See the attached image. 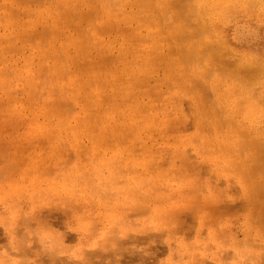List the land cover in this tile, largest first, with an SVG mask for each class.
Listing matches in <instances>:
<instances>
[{
  "label": "rangeland",
  "instance_id": "rangeland-1",
  "mask_svg": "<svg viewBox=\"0 0 264 264\" xmlns=\"http://www.w3.org/2000/svg\"><path fill=\"white\" fill-rule=\"evenodd\" d=\"M153 1L150 0L151 5L146 0H128L127 3L119 0H0V187L18 180L22 173L52 176L59 170L52 165L49 156L56 149L54 137L62 141L79 137L80 145L75 149L82 156L90 149V137L106 138L101 143L103 146L112 145V142L117 144L123 134L135 137L132 132L134 126L148 120L150 128L145 132L140 130L135 143L138 146L131 142L129 145L139 151L146 146L149 154L158 146H167L164 151L170 155L173 148L166 143L177 140L180 132L193 138L204 133L208 145L214 143L212 135L217 132L216 137L220 136L219 140H224L225 143H222L230 147L229 151L220 147L228 157L223 156L230 159L231 165L224 168L228 178L218 177L214 170L216 161L194 150L189 151L191 167L199 169L202 174L197 176L199 189L182 198L183 205L188 203L189 207H197L198 212L186 208L181 214L188 222L186 227L191 226V237L188 238L202 239L211 229L223 227L222 234L228 231V234L231 233L228 236L233 239L230 252H240V264H264V76H260L264 75V23L256 20V14L238 6L236 12L230 14L232 17L214 23L213 38L209 42L212 58L203 60L199 66L189 53L176 49L174 40L168 36L169 16L164 13L159 15ZM170 21L173 24V20ZM215 50L219 54L214 55ZM223 62L226 63L225 72ZM242 66L248 74L244 73ZM195 69L205 71L204 85L208 84V93H203L207 91H202L201 86L199 88L187 82L190 72ZM254 72L255 78L251 77ZM251 80L255 84L252 85ZM231 91L242 92L239 103L232 102L229 95L227 97L226 94ZM66 103L67 106H63ZM250 104L255 109L245 116ZM229 105L235 106L237 115L231 112ZM168 115L171 117L169 121ZM236 116L237 120L243 116L249 119L253 128L242 132L233 129L231 133L232 128L225 119L230 121ZM193 118L197 119L194 121ZM185 121L186 125H182ZM159 122L164 129L169 128L165 129L169 132L168 137L161 133ZM192 123L194 125L190 126ZM243 132L248 134V137L245 135L249 138L247 142ZM241 140L245 142L242 148ZM255 140H262V143L259 141L261 150L256 151L258 142L256 149ZM247 143L250 148H247ZM231 149L234 150L232 154ZM56 151L58 156L60 150ZM111 153L108 151V156ZM255 154L261 156L256 160ZM204 155L210 156L207 150ZM34 162L37 167L24 171ZM172 163L177 172L183 170L178 159L172 160ZM66 164L71 165L70 158ZM159 167L167 175L174 170L172 167L167 170L168 167L160 164ZM69 169L71 171V166ZM191 178L186 174V179ZM207 183L222 193L208 189ZM159 191L166 194L162 189ZM161 201L166 203V197ZM142 204L146 211L138 218L149 221L153 203L146 200ZM82 206H77L79 211L83 210ZM63 210L66 208L58 211L62 213ZM202 216L206 223L200 227ZM214 218L218 221L215 222ZM33 224L32 219L26 220V226L32 227ZM32 228L40 231L37 223ZM198 230H202L199 231L200 236ZM162 231L159 236L166 237V230ZM148 232L153 233L150 236H157L152 230ZM181 234L175 236L177 241L183 237ZM29 236L31 241L26 243L30 247L35 242L40 246V252L36 251L33 255L36 257L30 256L29 259L42 260L43 256L48 259L51 253L44 248L47 245L42 246L37 238L44 235L30 233ZM129 236L145 239L147 235L145 232H130ZM14 241H18L17 237ZM14 244L17 245V242ZM141 244L146 245L145 242ZM161 245L158 248L163 252L165 248ZM69 247V252H59L62 261L67 255H72L73 246ZM242 252L251 256H244ZM161 255L164 259L165 256ZM227 262L232 263V259ZM158 264H164L163 260Z\"/></svg>",
  "mask_w": 264,
  "mask_h": 264
},
{
  "label": "bare ground",
  "instance_id": "bare-ground-1",
  "mask_svg": "<svg viewBox=\"0 0 264 264\" xmlns=\"http://www.w3.org/2000/svg\"><path fill=\"white\" fill-rule=\"evenodd\" d=\"M113 1L117 2V0ZM119 1L126 2L128 0ZM146 2L149 3L150 0H146ZM153 2H155L154 6L159 11V15L166 14L169 16L168 23L170 28H168V36L174 40L176 49L179 48L184 50V53H189L198 65L203 64V60L212 58V53L210 52V48L212 47L209 42L213 38L212 29L214 23L219 21V19L232 17L230 14H233V11L236 12L235 9L238 6H241L249 13L256 14V20L264 23V0H154ZM170 20H173L174 25ZM167 38L166 40L168 41ZM213 46L215 47L217 45ZM216 50L213 52L214 55L217 52L219 54V51ZM215 58L217 56L213 59ZM222 64H224L222 67L224 68L226 63L223 62ZM242 67L244 70V66ZM254 68H252V72ZM225 71L226 69L224 68L223 72ZM245 71L246 69L244 70L246 74L247 71ZM249 73L251 74V71ZM255 73L251 77H254ZM257 76L256 80L258 81ZM204 77H206L205 71L195 69L190 72V77H187L189 79L187 82L189 84H195V86L198 85L199 88L201 86L200 89L202 91H207L203 93H208L209 88L208 84L207 86L204 85ZM254 80H251L254 83L250 81L252 85L255 84L256 80ZM243 81L246 82V80ZM241 93L239 91L228 92L226 95L228 98L230 96L232 102H236L240 98L239 94ZM220 95L222 96V94ZM203 97L206 98L205 94ZM252 99L254 98L252 97ZM236 103H239V101ZM63 106H67V103ZM234 107L229 105L228 108H230L233 114L235 113L234 115H237V110ZM254 109L255 107L250 104L245 110V116L248 112L251 113L254 111ZM192 114L195 115L194 110ZM168 118V121L171 120L170 116ZM197 118H193L194 121ZM225 121H228L231 126V133L233 129L248 131L253 128L250 127L249 119L244 116L243 118L240 117L239 120H237L236 116L234 119H230V121L227 119ZM171 122L170 124H173ZM159 123L161 133H163V136L168 137L169 132L165 130L166 128L167 130L169 129L166 127L167 124L164 129V125L161 122ZM182 125H186V121ZM191 125L194 124L192 123ZM149 128L150 124L146 120L143 124H138L132 129L135 137L132 136V138H129L123 134L116 141L117 144L112 142V145L108 146L101 144L106 141V138H98L95 137L96 135L89 138V134L90 149L82 156L75 149L80 145V141L78 142L79 137H74L70 140L68 138L66 141H62L59 137H54L56 149L52 150L49 156L50 161L53 162L52 165H56L60 168L59 170L52 176L43 173L35 175L22 173L18 180H13L12 183L5 184V187H0V264H158L162 260L164 264H212L210 262H215L214 264L221 262V264H240L242 262V259L238 256L240 252L233 250L230 252V248H233V239L228 235L231 233L228 234V231H224L225 233L223 232L222 234L223 227L219 228L216 225L217 227L214 228L216 230L211 229L209 233L205 234L204 238L201 234L202 239H191L188 238V236L191 237V226L186 227L188 222L181 217L182 212L186 208L194 210V213H198L196 210L197 207H189L188 203L183 205L182 199L183 196L191 193L194 194L199 189L197 176H201L202 174L199 169H193L191 167L188 159L189 151L194 150L197 154L216 161L214 162V170L217 172L218 177L223 179V177L228 178V174L224 168L231 165L229 163L230 159L227 158V155L223 154V151H229L230 147L228 148L227 144L222 143H225L224 140L222 142L219 140L221 139L220 136L216 137L217 132L212 135L214 136L212 138L214 139V143L210 145L206 143L208 139H205L204 133H202L203 136L194 134L195 136L193 138L191 135L187 136L185 133L180 132L178 138L176 136L177 140L166 143V145L171 144L170 146L173 148L172 154L170 155L164 151L167 146H158L155 151L152 150L149 154V148L146 146L139 147L141 148L139 151L134 148L135 146L129 145L130 142L132 145L137 142L140 130L145 132ZM180 128L182 129L183 127ZM245 133L243 135L247 138L248 134L246 135ZM243 135L241 136L243 137ZM68 137L71 136L69 135ZM232 138L231 140H233ZM248 139L243 140L247 142L246 140ZM244 141H242L241 148L243 147ZM259 141L262 143V140H255L256 143H254V145H258V149L256 147L257 145H255L256 151L261 150ZM235 144L237 145V143ZM249 144L248 147L246 146L247 148H250ZM135 145L138 146V144ZM220 147H222L223 151L220 150ZM234 148L236 149V147ZM56 150H60L58 156L55 155L58 153ZM206 150L211 157L204 155ZM108 151H112L109 156ZM233 151L231 149L230 153L232 154ZM241 155L243 157L242 153ZM255 155L257 156V154ZM259 156L261 155L258 154L254 158L258 159ZM68 158L71 159V165H69L71 166V171L66 164ZM174 158L182 162L181 166H183L182 169L184 171L181 169L180 171L183 174L173 168L172 160H175ZM159 164L168 167L167 170L172 167L174 170H169L173 173L167 175L159 167ZM31 167H37L36 162L29 164L24 171L27 172ZM66 170H69V172L66 173ZM186 174L192 178L186 179ZM203 185H205V179ZM207 188H211L213 191L217 190V193L218 191L221 192L217 187L210 186L209 183H207ZM160 189L166 192V194H161ZM165 197L167 201L163 203L161 199ZM176 198L178 199L176 200ZM146 200L153 203L152 214L149 219L150 222L138 218L146 211L145 206L142 204ZM80 204H83V210L79 211L80 208L77 206ZM206 205L209 206L208 204ZM60 208H66V210H63L61 213L58 211ZM200 209L204 212L203 208ZM217 218H214L215 222L218 221ZM27 219H32L34 224L37 223L40 231L32 228L34 224L31 225L32 227L30 225L26 226ZM205 223L204 216L200 217V227L205 226ZM162 229L166 230V237L159 236L163 233ZM150 230L154 231L157 236H150L153 234L148 232ZM157 231L160 232L157 234ZM199 231L201 232L202 230H198V236H200ZM130 232H145L147 236H144L145 239L142 236H129ZM30 233L44 235V237L37 236V238L42 246L47 245L44 248L51 253L48 255V259H45V256H43L42 260L37 258L29 259L30 256L36 257L33 255L40 248V246L35 244L36 242H33L36 247L34 245V247H30L26 243L31 241ZM178 233L183 234H181L183 237L179 239L180 241H177L175 238V236H178ZM184 236L187 238H184ZM14 237H17L18 241L13 242ZM141 238L143 239L142 241ZM16 242L17 245L14 244ZM141 242H145L146 245L143 246ZM161 243L165 248L164 255V251L162 252L161 250L162 248L160 249L161 252L158 248V245ZM69 246H73L71 249L73 253L72 255H67L66 260L62 261V258L58 254L59 252H69ZM161 254L163 258L165 256L164 259L160 257ZM242 254L249 256V254L244 252ZM230 258L232 259V263L227 262ZM245 262L247 263V261Z\"/></svg>",
  "mask_w": 264,
  "mask_h": 264
}]
</instances>
